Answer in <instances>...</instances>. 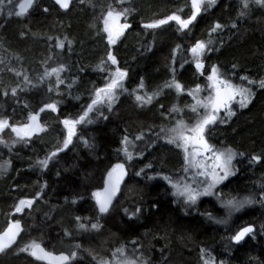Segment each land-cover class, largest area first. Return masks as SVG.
<instances>
[{
  "label": "trees",
  "instance_id": "obj_1",
  "mask_svg": "<svg viewBox=\"0 0 264 264\" xmlns=\"http://www.w3.org/2000/svg\"><path fill=\"white\" fill-rule=\"evenodd\" d=\"M20 2L8 5L4 0L0 11V119L9 122L0 132V235L13 222L21 225L15 243L0 253V264H43L30 256L32 245L70 257L75 252L71 264H102L120 254L143 264H264V159L250 162L252 156L264 157V89L258 86L264 79V7L254 0L247 9L242 0H216L212 7L205 5L190 30L182 31L175 22L158 29L142 24L174 14L187 19L191 0H76L65 12L52 0H36L29 13L17 16ZM126 8L130 11L120 20L131 27L110 46L104 18L110 10ZM217 23L222 28L213 32ZM58 41H64V49L57 47ZM197 41L207 45L203 76L190 51ZM109 52L118 65L107 60ZM213 66L233 84L251 87L253 98L246 108L233 103L235 114L221 112L207 131L215 149L238 154L235 175L191 207L171 193V183L164 179L178 180L186 166L181 148L167 143L169 136L161 129L179 121L191 128L203 117L205 109L188 92L199 86L201 100L210 95L207 75ZM61 67L57 86L56 76L45 72ZM116 67L127 72L123 90L117 89L110 107L102 94L77 125L72 143L60 151L67 137L62 121L79 119ZM173 81L182 85V92ZM137 95L153 99L138 102ZM49 103L58 111L47 109ZM31 115L38 116L43 131L21 139L11 127L25 126ZM54 151L58 155L52 157ZM49 157L45 168L41 162ZM116 163L125 164L126 179L118 199L102 215L92 193L103 188ZM245 198L254 203L230 217L220 203ZM21 199L34 203L17 214ZM137 207L142 213L129 219ZM248 225L256 229L255 239L234 245L231 237Z\"/></svg>",
  "mask_w": 264,
  "mask_h": 264
},
{
  "label": "snow or ice",
  "instance_id": "obj_2",
  "mask_svg": "<svg viewBox=\"0 0 264 264\" xmlns=\"http://www.w3.org/2000/svg\"><path fill=\"white\" fill-rule=\"evenodd\" d=\"M12 0H7L8 5H11ZM124 0H120V3H123ZM252 0H242L243 8H249ZM57 5H59L63 10L67 11L70 7L71 0H56ZM216 3V0H191V15L187 19H182L180 15L174 14L168 16L166 19H159L155 22L144 23L142 27L145 29H158L163 25H167L170 22H175L179 29L182 31L190 30V26L197 20V17L201 15L202 9L207 7H212ZM254 3L260 7H264V0H254ZM28 6H31V0H29ZM5 7L4 0H0V11H2ZM25 6H21V11L17 12L16 15L20 16L24 13ZM47 11V9H45ZM130 9H124L123 12L114 13L113 11L108 12V16L104 21V29L103 31L107 33V42L108 44L114 45L116 41L124 34V32L131 27L129 23L118 24L121 18H126ZM240 15H244L242 11ZM110 21L112 22L110 24ZM113 25H117L115 28ZM232 28H236L237 25L234 23L231 25ZM222 28V25L217 23L213 26L212 31L215 32ZM68 46L71 47V42H68ZM57 47L60 49H64L65 43L64 41H58ZM194 66L197 73L200 75H204L205 64L202 58L207 54V45L204 42L197 41L193 47L190 49ZM107 60L111 62L113 66L118 65V61L116 57L109 52L107 56ZM183 64H181V68ZM99 70H103L100 68ZM64 71L61 68H53L51 72L46 71L45 76L55 75L57 80V86H59L62 81L60 80V72ZM127 77V72L121 70L119 67H116L114 73L112 74L111 79L106 82L103 87H100L96 90L95 96L96 98L91 101V104L87 106V110L83 115L79 117L77 120L64 119L62 124L64 125L67 131V137L64 140L63 148L60 151H63L68 148L69 144L72 143L73 137L76 135L77 125L83 123L90 112L93 111V108L101 102V97L103 94L104 99H107L109 107L111 103L116 99V91L117 89L123 90V81ZM27 80V77H25ZM242 81H246L248 85H256V81L249 79L247 76L240 77ZM207 81L209 82V88L211 89V94L206 98L201 100L196 94L202 91V89L198 86L196 89H193L188 92V95L192 96L193 99L197 101V104L205 109V113L203 117H201L194 127L188 128L186 127L182 121H179L176 127L171 129H161V132H165L169 138L167 139V143L173 144L175 143L177 147H183L185 152V160L188 164H192L198 169V175L203 177L200 180H193L192 184H185L181 187L178 184L171 183L170 178L164 177L166 181L171 183V187L175 189L173 195L183 197V202L186 204H196L200 197L202 196H211L214 195V190L219 184H222L224 181L228 180L230 176L235 175V170L233 168V161L237 157V153L232 149L228 148L223 151L217 150L212 146L206 139V133L210 130V126H214L219 117V113L222 111H227L228 116H232L235 113L232 111V104L236 103L241 108H246L251 102L253 98V92L251 87H244L242 85L233 84L230 80L224 78L219 69L216 66H213L210 70V74L207 75ZM174 87L177 92H182L183 88L180 83H176L173 81ZM143 86V85H141ZM171 86V85H170ZM259 88L264 89V79L259 81ZM51 91V89H49ZM12 95H16V90H12ZM136 100L138 102L150 103L153 99L152 96H149L145 101L144 98L140 95H137ZM46 108L52 112H57V106L55 103H49L46 105ZM196 108L193 106L192 111H195ZM41 111H44L42 108ZM171 111H178L176 108L171 109ZM30 123L23 127L12 126L11 131L16 133L17 136L21 139L27 137L28 139L37 132L43 131L40 127L38 121V117L36 115H31L29 117ZM9 127V122L6 119H0V132H2L5 128ZM137 140L143 139V137H136ZM0 143H4L3 140H0ZM123 144H129V140L127 137L122 141ZM7 146V145H6ZM189 148L192 149L189 152ZM58 155V152L54 151L51 153L52 157ZM124 155L131 160L132 156L127 150L124 149ZM242 155V154H240ZM207 157V163L203 164L201 167V162L199 160H193V157ZM51 157L45 159L41 162L43 167H47L48 160ZM261 159L264 157L261 156H252L250 162L259 163ZM10 166V165H9ZM150 167V165H149ZM143 171V170H141ZM126 175L125 164L116 163L111 170L108 172L106 186L104 190L95 191L92 193V197L95 199L96 206L98 207V211L100 214H106L109 212L110 207L112 206L113 200L119 191L120 184ZM141 175L140 172L137 173V176ZM151 179V177H148ZM261 200H264V196L260 197ZM39 199V197H37ZM77 201L73 200L72 203L75 204ZM34 200L31 199H21L19 201V205L15 207V213H22L25 208H31ZM221 206L228 209V216L230 217L232 212H239L245 206L251 205L254 203V200L251 198H245L243 200H223L220 201ZM143 211L142 208L137 207L132 215H129V219H133L137 214H141ZM127 214V210H125ZM208 219L213 220L214 218L211 214L208 215ZM80 218L77 217V222L79 223ZM216 223H226V220H215ZM80 228H85L84 224H79ZM93 229H99V224L93 223L91 225ZM13 228L17 231L13 232ZM19 222L17 221L15 224L10 225L8 230L0 235V252H3L6 247H11L12 244L15 243V237L19 235ZM255 231L254 226L243 227L238 230L232 237V241L236 244H240L245 241L246 238L251 237L255 239ZM67 234V233H66ZM8 237L7 243H4V238ZM33 248L39 249L41 253L45 257L49 256L48 253H44V250L40 248L39 245H32ZM79 247V245H77ZM27 249H22V251H26ZM122 251V249L120 250ZM33 256H36V251L32 252ZM75 257V252L71 254V258ZM40 258V257H37ZM63 264L70 259L68 256H60L55 258ZM128 264H132V262H128ZM205 264H210L209 261H206Z\"/></svg>",
  "mask_w": 264,
  "mask_h": 264
},
{
  "label": "rangeland",
  "instance_id": "obj_3",
  "mask_svg": "<svg viewBox=\"0 0 264 264\" xmlns=\"http://www.w3.org/2000/svg\"><path fill=\"white\" fill-rule=\"evenodd\" d=\"M24 1L25 0H21V2L19 3V5H18V11H21L20 10V6L24 3ZM107 16H108V14L106 15V17L104 18V21H105V19L107 18ZM104 21H103V29H104ZM112 22L110 21V24H111ZM118 24H122L121 23V20L118 22ZM117 25H113V27L115 28ZM105 33V32H104ZM105 36H106V40H107V33H105ZM210 94H211V89H210ZM223 112V111H222ZM221 113V112H220ZM219 113V114H220ZM30 123V120H28V123L26 124V125H28ZM18 127H23V126H18ZM194 127V126H193ZM38 132H40V131H37V132H35L34 134H37ZM16 134V133H15ZM181 148V150H182V152H183V158H184V164H185V166H186V168H185V170L182 172V175L179 177V179L178 180H173V178L170 180L171 181V183H175V184H178V185H180L181 187H183L185 184H192L193 183V180L194 179H196V180H200V179H203V177H200L199 175H198V169L195 167V166H193L192 164H188L187 162H186V160H185V152H184V150H183V147H180ZM192 151V149L191 148H189V152H191ZM194 161L195 160H199L200 162H201V167H203V164L204 163H207L208 161H207V157L206 156H204V157H193L192 158ZM230 177H232V176H230ZM229 177V178H230ZM225 182V181H224ZM171 185V184H170ZM221 184H219L217 187H219ZM216 187V188H217ZM175 192V189H173L172 187H171V193L173 194ZM175 197H177L180 201H182L183 202V200H184V198L183 197H179V196H176V195H174ZM206 197H209V196H202V197H200L199 198V200L197 201V203L201 200V199H203V198H206ZM196 203V204H197ZM183 204H186V203H184L183 202ZM196 204H194V205H196ZM186 205H189V206H194V205H192V204H186ZM16 222H13V224H15ZM19 226H20V228H19V233H20V231H21V225H20V223H19ZM8 230V229H7ZM6 230V231H7ZM5 231V232H6ZM15 231H17L15 228H13V232H15ZM4 232V233H5ZM4 233H2L1 235H3ZM7 240H8V237H5L4 238V243H7ZM13 245V244H12ZM7 248H9V247H6L5 249H7ZM4 249V250H5ZM0 253H2V252H0ZM124 256H122L121 254L120 255H118V257H113V258H110L109 260H106L104 263H102V264H128V262H132V264H138L136 261H134V259L132 260L130 257H127V256H125L124 258H123Z\"/></svg>",
  "mask_w": 264,
  "mask_h": 264
},
{
  "label": "water",
  "instance_id": "obj_4",
  "mask_svg": "<svg viewBox=\"0 0 264 264\" xmlns=\"http://www.w3.org/2000/svg\"><path fill=\"white\" fill-rule=\"evenodd\" d=\"M53 2H54V4L60 9V10H62V11H64L65 12V10H63L59 5H57V3H56V0H52ZM76 0H71V3H70V7L72 6V4L75 2ZM36 2V0H31V6L29 7L28 6V3H29V0H25L24 1V3L22 4L23 6H25V9H24V13H28L31 9H32V7H33V5H34V3ZM21 5V6H22ZM21 6H20V10H21ZM70 7H69V9H70ZM68 9V10H69ZM67 10V11H68ZM174 22V21H173ZM37 116V115H36ZM38 117V116H37ZM108 175V174H107ZM125 178H126V175L124 176V178H123V180H122V182H121V184H120V187H119V191L117 192V195H116V197L114 198V200H113V203H112V206L114 205V203H115V201L118 199V197H119V194H120V192H121V189H122V186H123V184H124V182H125ZM106 181H107V176H106V178H105V181H104V185H103V188L102 189H100V190H98V191H103L104 190V188H105V186H106ZM95 200V199H94ZM112 206L110 207V209L112 208ZM109 209V210H110ZM104 215V214H103ZM248 226H250V225H248ZM245 227H247V226H245ZM242 229V228H241ZM240 230V229H239ZM233 242V241H232ZM242 243V242H241ZM240 243V244H241ZM233 244L234 245H240V244H236V243H234L233 242ZM40 246V248H42L43 250H44V253H48L49 254V256H47V257H45L44 255H43V253H41L40 251H39V249H35V248H31V250H30V256L34 259V260H36V261H38V262H40V263H43V264H60V262H58V260L57 259H55V258H58V257H60V256H68V257H70L69 255H67V254H64V253H61V254H53V253H50V252H48V251H46L45 249H44V247L42 246V245H39ZM33 251H36V253H37V255L36 256H33L32 255V252ZM37 257H40V258H37ZM70 262H71V259H69L68 261H66V262H63V264H70Z\"/></svg>",
  "mask_w": 264,
  "mask_h": 264
},
{
  "label": "flooded vegetation",
  "instance_id": "obj_5",
  "mask_svg": "<svg viewBox=\"0 0 264 264\" xmlns=\"http://www.w3.org/2000/svg\"><path fill=\"white\" fill-rule=\"evenodd\" d=\"M30 11H31V10H30ZM30 11H29V12H30ZM29 12H28V13H29ZM15 240H16V237H15ZM70 264H71V262H70ZM138 264H143V263H142V262H138Z\"/></svg>",
  "mask_w": 264,
  "mask_h": 264
},
{
  "label": "bare ground",
  "instance_id": "obj_6",
  "mask_svg": "<svg viewBox=\"0 0 264 264\" xmlns=\"http://www.w3.org/2000/svg\"><path fill=\"white\" fill-rule=\"evenodd\" d=\"M233 243V242H232Z\"/></svg>",
  "mask_w": 264,
  "mask_h": 264
}]
</instances>
